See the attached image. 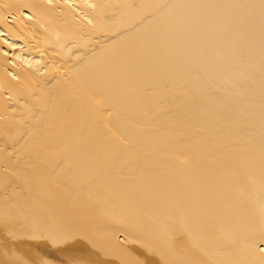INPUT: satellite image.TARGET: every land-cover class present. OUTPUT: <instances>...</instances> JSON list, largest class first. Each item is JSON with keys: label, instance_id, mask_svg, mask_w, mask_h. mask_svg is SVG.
Returning a JSON list of instances; mask_svg holds the SVG:
<instances>
[{"label": "bare ground", "instance_id": "bare-ground-1", "mask_svg": "<svg viewBox=\"0 0 264 264\" xmlns=\"http://www.w3.org/2000/svg\"><path fill=\"white\" fill-rule=\"evenodd\" d=\"M0 264H264V0H0Z\"/></svg>", "mask_w": 264, "mask_h": 264}, {"label": "rangeland", "instance_id": "rangeland-1", "mask_svg": "<svg viewBox=\"0 0 264 264\" xmlns=\"http://www.w3.org/2000/svg\"><path fill=\"white\" fill-rule=\"evenodd\" d=\"M59 218H60V217H59ZM57 219H58V216H57V218L55 219V220H56V222H55V220H54V222H55V223H57V224H56V226H58V224H60V222H61V221H60V222H58V221H59V219H58V221H57ZM53 225H55V224H53ZM89 230H90V232H91V233H93V231H94V229H93V228H91V229H89ZM90 232H89V233H90ZM16 235H17V232H15V238H16Z\"/></svg>", "mask_w": 264, "mask_h": 264}]
</instances>
